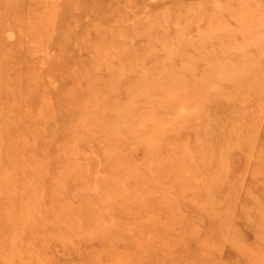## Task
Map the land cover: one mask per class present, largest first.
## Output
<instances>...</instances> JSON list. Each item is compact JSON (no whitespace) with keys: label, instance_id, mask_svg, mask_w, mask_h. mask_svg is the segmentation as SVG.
<instances>
[{"label":"rangeland","instance_id":"rangeland-1","mask_svg":"<svg viewBox=\"0 0 264 264\" xmlns=\"http://www.w3.org/2000/svg\"><path fill=\"white\" fill-rule=\"evenodd\" d=\"M0 264H264V0H0Z\"/></svg>","mask_w":264,"mask_h":264}]
</instances>
